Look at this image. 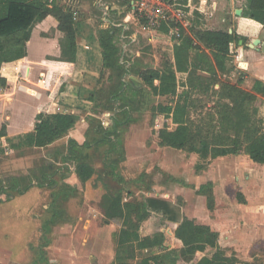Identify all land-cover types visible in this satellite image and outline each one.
Instances as JSON below:
<instances>
[{
  "label": "rangeland",
  "instance_id": "obj_1",
  "mask_svg": "<svg viewBox=\"0 0 264 264\" xmlns=\"http://www.w3.org/2000/svg\"><path fill=\"white\" fill-rule=\"evenodd\" d=\"M206 1L211 0H177L175 5L168 0H56L58 6L75 14L82 50L71 85L65 83L61 87L62 111L78 116L68 138L83 143L86 134L88 140L91 135L97 137L93 131L100 126L112 131L115 121L119 122L118 130L110 141L87 150L95 172L83 183L75 173V165L64 158L67 137L42 149L27 147L22 138L0 137V184L5 191L0 195V264H140L142 257L157 253L174 258L176 264H195L201 256H212L213 249L209 247L192 255L185 253L181 242L173 236L177 226L169 221L177 222L187 213L198 222L208 220L193 189L212 178V174L207 168L196 170L195 166L202 162L197 154L158 144L149 126L150 107L158 103L173 105L177 97L152 95L137 75V70L147 68H173L176 31L217 28L206 18L220 15L222 9H206ZM157 9H162L169 18L164 24L169 28L167 33L153 26L148 18ZM230 14L234 16L233 12ZM106 28L113 29L125 83L114 99L109 98L113 85L110 72L98 63L96 51L99 32ZM239 29L247 30V26L229 20L223 25L225 31ZM86 41L91 55L87 58L83 54ZM236 48L237 45L231 52L233 59ZM236 77L231 70L208 92L199 90L190 94L193 101L190 121L204 134L217 130L215 112L220 85L234 84ZM181 92L180 87L178 93ZM259 103L258 98L257 108ZM168 126L174 128L170 120ZM41 170L46 177L40 176ZM26 176L32 178L28 190L19 193L11 187L10 179L17 178L24 186L28 183ZM65 185L76 191H69ZM60 190H66L65 194L58 201L60 206L51 212V194ZM218 190L225 198V202L223 199L218 204L224 215L225 206L235 204H227L232 190L229 192L223 186ZM116 192L121 193L123 202L138 201L145 205L147 216L140 222V233L163 232L167 236V250L157 246L138 251L133 247V258L125 257V253L116 258V238L122 220L105 217L102 203L105 195ZM230 211L234 213L235 209L231 207ZM54 212L57 220L51 222ZM225 253L234 255L232 251ZM254 254L257 257L252 264H264V249Z\"/></svg>",
  "mask_w": 264,
  "mask_h": 264
},
{
  "label": "trees",
  "instance_id": "obj_2",
  "mask_svg": "<svg viewBox=\"0 0 264 264\" xmlns=\"http://www.w3.org/2000/svg\"><path fill=\"white\" fill-rule=\"evenodd\" d=\"M52 16L57 21V29L63 34L61 41V56L58 61L63 69H71L76 61L77 31L73 14L69 9H63L54 0H0V86L5 94L14 90L15 76L20 65L26 64V43L31 37V31L36 22ZM241 16L248 21L264 26V0H245ZM159 30L167 33L169 28L162 24ZM243 38L231 30L190 28L187 32L181 29L172 48L173 68L137 70L150 93L154 96H176L173 105L154 104L150 107L149 126L152 134L162 147L195 153L202 160L196 165V170L205 169L212 159L231 154H245L253 162L264 165V119L257 116L258 91L254 85L252 92L243 90L237 84L224 82L218 90L216 104V132L204 134L193 126L189 118V108L192 106V91L208 92L220 78L233 70L231 52L238 41ZM98 45L101 51L102 68L110 72L109 80L113 82L109 98H117L125 83L123 70L118 62V49L113 41V29L106 28L99 32ZM203 73L208 76L202 75ZM182 92L178 93V88ZM263 93L264 90L259 91ZM78 120L74 113L58 111L56 113L38 112L35 116L34 129L17 139L22 138V144L29 148H48L68 135ZM168 120L174 128L170 129ZM118 121L113 123L112 131L101 126L93 133L97 137L86 134L85 141L80 144L73 138L67 139L65 159L75 165V173L80 182H86L95 170L90 162L88 149L100 147L110 136H116ZM89 130V128H88ZM92 130H96L91 128ZM4 126L0 129V137L5 136ZM118 138V137H117ZM42 178L46 177L43 170ZM24 186L17 178L10 179L11 187L23 193L28 190L32 178H28ZM40 180V179H39ZM65 188L75 192V188L65 185ZM66 190L51 194L50 211L57 209L60 197ZM206 197L208 209L214 206L212 184H202L198 190ZM5 193L0 184V195ZM103 213L108 219L122 220V226L116 238V258L121 253L133 258L131 248L142 251L154 247L165 246L166 234L156 232L140 233V222L147 216V210L142 202L122 201L120 192L104 196ZM55 212L49 221L57 220ZM173 236L182 244L184 252L192 255L203 252L207 247L213 249L211 257L201 256L195 264H236L235 255L227 256L218 244V233L207 225L196 224L184 218L174 229ZM39 251V249L37 250ZM119 253V254H118ZM40 255V253H39ZM41 260H44L41 255ZM42 262V261H41ZM140 264H176L174 258L167 254H149L142 257Z\"/></svg>",
  "mask_w": 264,
  "mask_h": 264
},
{
  "label": "crops",
  "instance_id": "obj_3",
  "mask_svg": "<svg viewBox=\"0 0 264 264\" xmlns=\"http://www.w3.org/2000/svg\"><path fill=\"white\" fill-rule=\"evenodd\" d=\"M206 5V9H222L220 15L206 18L209 24L217 27L213 30H223V25L228 20L242 22L247 26V30L239 29L236 32L243 40H240L241 44L239 41L236 44V55L234 59L232 58L234 65L232 73L237 75L234 84L249 92H252L254 85L257 84L258 91L254 92L260 100L257 116L264 119V92H259L264 90V26L241 16L245 0H211ZM237 10H241L239 15L236 14ZM231 12L234 13L233 17ZM253 39H258L259 44L251 47ZM61 41L63 34L58 31L54 17L49 15L35 23L31 37L26 43V64L20 65L17 69L13 92L5 94L0 86V129L4 126L5 138L15 139L31 132L38 112L51 114L63 110L61 87L65 83L71 85L73 81L71 78L79 69V55L82 50L77 37L76 61L71 69L65 70L58 61L62 52ZM96 49L98 63L102 66L99 45ZM83 54L85 58L91 57L89 41H86ZM66 137L68 139L71 136ZM206 168L208 173L212 174V178H208L193 190L199 205L205 208L204 215L208 220L198 222L193 219L191 213H187L181 215L177 222L171 219L169 221L178 226L187 218L196 224L209 226L218 233L219 246L225 252H234L236 264H252L253 259L257 257L253 252L260 248L264 249V165L253 162L242 153L212 159ZM208 182L212 184L214 198L212 209L207 208L206 197L198 192L200 186ZM221 186L228 187L229 192L232 190V195L229 193L227 196L229 198L227 204L235 203L232 206H225L224 215L219 211L218 205L223 199L225 202V198L219 194L218 188ZM231 207L235 209L234 213L230 211Z\"/></svg>",
  "mask_w": 264,
  "mask_h": 264
},
{
  "label": "built area",
  "instance_id": "obj_4",
  "mask_svg": "<svg viewBox=\"0 0 264 264\" xmlns=\"http://www.w3.org/2000/svg\"><path fill=\"white\" fill-rule=\"evenodd\" d=\"M54 0H48V2L51 4ZM150 1H155V0H150ZM171 1L173 5L176 4L177 0H168ZM154 10V7H153ZM73 16H75V14H73ZM148 18L150 19V22L153 23V26H157L158 28L160 27L161 24H166V22L168 21V16L166 14L162 13V9H157V11L155 12H151L150 14H148ZM74 19V17H73ZM176 37L178 38L180 36V33L178 31L175 32Z\"/></svg>",
  "mask_w": 264,
  "mask_h": 264
},
{
  "label": "water",
  "instance_id": "obj_5",
  "mask_svg": "<svg viewBox=\"0 0 264 264\" xmlns=\"http://www.w3.org/2000/svg\"><path fill=\"white\" fill-rule=\"evenodd\" d=\"M240 11L241 10H237L236 11V14L239 15L240 14ZM229 32H231V30H229ZM239 43L241 44L242 41H239ZM258 44H259V40L258 39H253V40H251L250 46L251 47H254V46L258 45Z\"/></svg>",
  "mask_w": 264,
  "mask_h": 264
}]
</instances>
